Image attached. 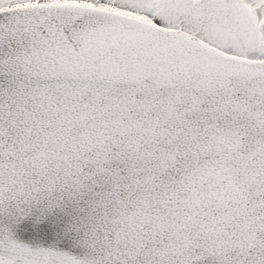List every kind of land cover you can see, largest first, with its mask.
<instances>
[{"label": "snow or ice", "instance_id": "snow-or-ice-1", "mask_svg": "<svg viewBox=\"0 0 264 264\" xmlns=\"http://www.w3.org/2000/svg\"><path fill=\"white\" fill-rule=\"evenodd\" d=\"M0 264H264V0H0Z\"/></svg>", "mask_w": 264, "mask_h": 264}]
</instances>
